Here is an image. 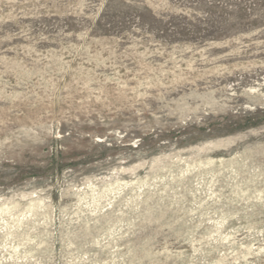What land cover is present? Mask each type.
Returning <instances> with one entry per match:
<instances>
[{
	"label": "rangeland",
	"instance_id": "1",
	"mask_svg": "<svg viewBox=\"0 0 264 264\" xmlns=\"http://www.w3.org/2000/svg\"><path fill=\"white\" fill-rule=\"evenodd\" d=\"M0 264H264V0H0Z\"/></svg>",
	"mask_w": 264,
	"mask_h": 264
}]
</instances>
